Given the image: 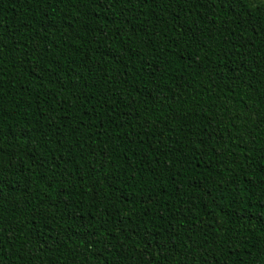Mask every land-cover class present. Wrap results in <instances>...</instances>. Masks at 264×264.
I'll list each match as a JSON object with an SVG mask.
<instances>
[{
    "label": "trees",
    "instance_id": "1",
    "mask_svg": "<svg viewBox=\"0 0 264 264\" xmlns=\"http://www.w3.org/2000/svg\"><path fill=\"white\" fill-rule=\"evenodd\" d=\"M251 6L0 0V264H264Z\"/></svg>",
    "mask_w": 264,
    "mask_h": 264
},
{
    "label": "rangeland",
    "instance_id": "2",
    "mask_svg": "<svg viewBox=\"0 0 264 264\" xmlns=\"http://www.w3.org/2000/svg\"><path fill=\"white\" fill-rule=\"evenodd\" d=\"M246 1H248V3H249V5L251 6V4L254 2V1H256L257 3H262V2H264V0H246ZM252 7V6H251Z\"/></svg>",
    "mask_w": 264,
    "mask_h": 264
}]
</instances>
